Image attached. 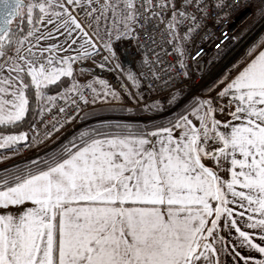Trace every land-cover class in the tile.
I'll list each match as a JSON object with an SVG mask.
<instances>
[{"label": "snow or ice", "instance_id": "6c2138e0", "mask_svg": "<svg viewBox=\"0 0 264 264\" xmlns=\"http://www.w3.org/2000/svg\"><path fill=\"white\" fill-rule=\"evenodd\" d=\"M210 7L236 10L241 2L0 0V150L16 154L41 125L50 137L80 119L82 105L119 101L121 91L143 101L130 90L140 89L143 73L124 66L114 41L139 44L140 30L164 25L166 42L183 55L176 42L203 27ZM244 7L264 19V0ZM84 61L120 73L121 89L95 73L80 83L74 66L83 74ZM148 77L161 82L155 68ZM65 79L67 87L48 94ZM184 103L169 93L140 110L153 113L151 121ZM30 111L40 117L32 140L2 131ZM9 158L0 153V162ZM31 163L35 172L0 175V264H222L224 252L233 264H264V50L166 123L101 121L58 155Z\"/></svg>", "mask_w": 264, "mask_h": 264}, {"label": "built area", "instance_id": "2783aa9c", "mask_svg": "<svg viewBox=\"0 0 264 264\" xmlns=\"http://www.w3.org/2000/svg\"><path fill=\"white\" fill-rule=\"evenodd\" d=\"M211 2L212 0H210ZM228 2L230 3V0ZM240 2L241 7L236 10L225 8L221 11L220 9L210 7V17L204 21L203 27L193 33L190 39L176 42L179 44L180 49H182L183 55H181L180 50H177L173 43L166 42L171 37L164 30V25H160L155 31H153L152 25H148L146 30H140L138 36L139 44L135 40L131 42L114 41L124 66L133 67L137 73H143L140 89L130 88L132 92L143 96V101L138 103L136 98L128 96L124 91H121V94L132 100L135 107L143 108L145 103L150 104L165 94L176 95L183 90H189L191 94L199 91L234 58L238 52L237 46L240 44H234L236 37L260 14L254 8H245L244 3L246 0H240ZM247 2L257 3V0H247ZM200 49H203L202 53L198 51ZM157 56L159 60L156 59ZM144 58L149 60V65L143 64ZM181 63L184 64V67L180 66ZM82 66L86 69L83 73L86 80H92L93 73H95L96 77L107 80L117 90L121 89L120 81L123 77L120 73L94 68L91 61H84ZM80 67L81 65H77L78 70ZM149 67L155 68L157 74L161 76L160 84L165 79H171L172 82L166 88L161 87L160 84L149 79ZM161 69H167V74L160 71ZM185 72L187 73L186 76L183 75ZM128 83L129 85L131 84V82ZM92 107V104L87 106L82 105L83 112L81 118ZM47 119L51 120L52 115H49ZM80 119L72 123H66L60 131L54 132L47 138L43 135L44 128L41 125L39 138L35 140L32 146L23 147V152L28 159L37 158L46 153V146L55 140L62 131ZM35 120L39 124L40 117L36 116ZM32 125L28 131L30 140L37 136V133L33 131Z\"/></svg>", "mask_w": 264, "mask_h": 264}, {"label": "rangeland", "instance_id": "374dc122", "mask_svg": "<svg viewBox=\"0 0 264 264\" xmlns=\"http://www.w3.org/2000/svg\"><path fill=\"white\" fill-rule=\"evenodd\" d=\"M262 21L261 15H257L254 21H252L245 29H243L239 35L236 37L234 44L241 43L245 37H247ZM264 41V25L259 28L255 33H251L247 42L242 46V48L236 53L234 58L226 65V67L218 73L212 80L206 83L199 91L191 94L189 90H183L176 95L185 101L182 105H174L169 108L167 111L158 115L155 120H146L145 117L153 115V113H148L141 111L140 109L135 107L132 100L126 98L129 102V106H123L122 110L118 112L112 113L108 116H92V114H87V118H81L78 120L75 125L69 131L68 140L78 135V133L86 128H92V126L100 124L101 121L105 123H123V124H142L147 125L151 124L155 121H158L161 118H169L181 112V110L188 107L194 100L197 98H202L207 95V90L213 87L218 81L227 77L229 73L233 71V69L250 53L253 52L262 42ZM93 108V107H92ZM91 108V109H92ZM91 115V116H90ZM51 151H47L46 153L38 156L37 158L28 159L26 154L23 152L22 148H20L18 152V157L9 163L0 167V175H3L5 170L8 172H14L17 168L24 169L32 166V161L34 160H46L50 157H53V154H50ZM49 156V157H48Z\"/></svg>", "mask_w": 264, "mask_h": 264}, {"label": "crops", "instance_id": "0c3cea01", "mask_svg": "<svg viewBox=\"0 0 264 264\" xmlns=\"http://www.w3.org/2000/svg\"><path fill=\"white\" fill-rule=\"evenodd\" d=\"M261 44L255 49V52H252V55H248L246 58H244L233 69V71L227 75V77L234 78L236 75L239 74V71H242L243 68L247 66V63H249L251 61V59H253L254 56L256 54H258V51L264 50V47H261ZM59 54L60 55H70V54L74 55L75 53L61 52ZM74 67L77 68V65L74 66ZM76 77H77V80L80 83H82V84L83 83H87L88 81H90V80H86L85 76L83 74H81L78 69H77V72H76ZM67 86H68V84L65 87H67ZM97 87H99V86L97 85ZM50 95H53V94H50ZM129 105H130V102L126 99V97L124 95L121 94V99L119 101H113L110 104L109 103H103V104L102 103H97V104L93 105V108L90 109L86 114H92V116H94V118L96 116L97 117L98 116H108V115H110L112 113H115V112H118L119 110H122L123 106H129ZM218 118L222 119V120L227 119V117H223V116H218ZM76 122H74L70 127L65 129L64 131H62L55 138V140H53L51 143H49L46 146V150L47 151H51L50 154H53V156L58 155L60 153L61 149L68 143V141L71 140V138L68 140L69 131L71 130L73 125H75ZM28 131H29V129L21 131V132L28 133ZM10 133H12V132H10ZM18 133H20V132H16V134H18ZM0 153H4V154H6L7 156L10 157L9 159L4 160L3 162H0V167H2L3 165L9 163L10 161H12V160H14V159H16L18 157V152L16 154H13L11 151L0 150ZM220 256H221L222 264H233L232 257L227 252L221 253Z\"/></svg>", "mask_w": 264, "mask_h": 264}, {"label": "trees", "instance_id": "16d2710c", "mask_svg": "<svg viewBox=\"0 0 264 264\" xmlns=\"http://www.w3.org/2000/svg\"><path fill=\"white\" fill-rule=\"evenodd\" d=\"M18 23H19V18H17V20L11 25V29L12 30H16ZM68 82L69 81L65 79L63 81V85L61 87H56V86L50 87L47 90L48 91V94H55V93L61 91L62 90V87H65L68 84ZM29 96L31 98V106L34 108L35 107V97H34V93L29 92ZM182 111H184V110L182 109L181 112ZM175 115H177V114H175ZM174 116L169 117V118H161L158 121H155V122H153L151 124H147V125H142V124H131V125L136 126V127H140V128L147 127L148 129H152L154 127V125L166 123L167 120L172 119ZM34 117L36 119L35 112L30 111L29 114L25 117V119L19 124V126L15 127V128L2 129V131H4V132H12V133L15 132L16 133V132H21V131H24V130H28L31 127V125L33 124ZM110 124H116V123H110ZM121 124H123V123H121ZM98 125L99 124L94 125V126H92V128L93 127H96ZM31 168H32V171H34V172L37 170L36 167H34V166H31Z\"/></svg>", "mask_w": 264, "mask_h": 264}, {"label": "bare ground", "instance_id": "6f19581e", "mask_svg": "<svg viewBox=\"0 0 264 264\" xmlns=\"http://www.w3.org/2000/svg\"><path fill=\"white\" fill-rule=\"evenodd\" d=\"M264 25V20L251 32V33H255L257 30H259V28L261 27V26H263ZM251 33L247 36V37H245L244 38V40L237 46V48H238V51L242 48V46L247 42V40H248V38H249V36L251 35Z\"/></svg>", "mask_w": 264, "mask_h": 264}, {"label": "water", "instance_id": "95a60500", "mask_svg": "<svg viewBox=\"0 0 264 264\" xmlns=\"http://www.w3.org/2000/svg\"><path fill=\"white\" fill-rule=\"evenodd\" d=\"M16 20H17V18L11 22V25H12ZM11 25H10V27H11Z\"/></svg>", "mask_w": 264, "mask_h": 264}]
</instances>
